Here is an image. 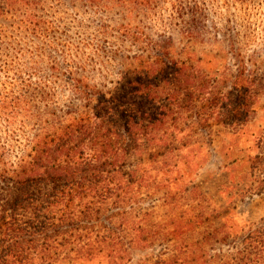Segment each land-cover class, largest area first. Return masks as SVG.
Segmentation results:
<instances>
[{
	"label": "rangeland",
	"instance_id": "374dc122",
	"mask_svg": "<svg viewBox=\"0 0 264 264\" xmlns=\"http://www.w3.org/2000/svg\"><path fill=\"white\" fill-rule=\"evenodd\" d=\"M28 16L36 26L28 21L16 29L18 18L0 17V67L16 51L27 61L19 74L0 71V104L7 102L2 95L24 96L31 107L0 110V116L84 110L91 91H113L142 61L157 60L163 67L164 51L179 61L191 59L187 66H195L197 84H204L197 86L200 103L182 109L192 118L211 116L207 128L195 125L202 149L184 151L177 168L162 166L171 172L160 190L136 184L133 221L150 228L143 244L150 247H135L130 261L121 264L158 263L167 257L166 248L184 243L210 245L213 263L221 264L228 260L223 254L237 260L250 242L247 257L255 262L244 264H264V0H34L24 11ZM246 80L254 81L259 93L245 125L232 131L218 123L222 111L207 105L210 93L234 91ZM4 127L0 119L2 136ZM21 146L14 151L20 153ZM8 159L15 161L12 155ZM145 210L151 213L146 221ZM179 226L182 234L176 237L173 229Z\"/></svg>",
	"mask_w": 264,
	"mask_h": 264
},
{
	"label": "trees",
	"instance_id": "16d2710c",
	"mask_svg": "<svg viewBox=\"0 0 264 264\" xmlns=\"http://www.w3.org/2000/svg\"><path fill=\"white\" fill-rule=\"evenodd\" d=\"M32 1H0V17L5 13L18 18L16 29L28 21L36 26L33 18H24ZM163 57V67L157 60L142 61L121 77L123 85L113 91H91L84 110L0 116L5 126L0 134V264H83L99 258L106 264H121L130 261L135 247H150L143 245L150 228L133 221L136 184L160 190L162 181H167L164 175L171 172L162 166L177 168L187 156L184 151L202 149L195 125L205 129L211 117L182 114L183 107L193 109L200 103L197 86L204 84H197L195 66H187L188 59L179 61L170 51H164ZM25 63L16 51L2 61L0 71L19 74ZM69 80L80 82V78ZM245 82L231 86L234 91L210 93L207 104L222 111L218 123L232 131L245 125L259 93L254 81ZM2 97L7 100L0 104L3 112L19 113L21 104L31 107L24 96ZM19 145L20 153L14 151ZM10 155L15 161L10 162ZM141 156L143 161L127 160ZM157 164L161 166L155 168ZM150 214L142 211V219L146 221ZM173 231L180 236L182 227ZM215 231L227 237L220 228ZM252 246L250 242L238 251L237 260L223 254L228 260L221 264L254 261L247 257ZM171 248L165 249L167 257L154 264H215L210 245L184 243Z\"/></svg>",
	"mask_w": 264,
	"mask_h": 264
}]
</instances>
